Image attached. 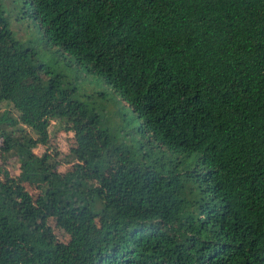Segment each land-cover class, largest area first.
<instances>
[{
    "label": "trees",
    "instance_id": "trees-1",
    "mask_svg": "<svg viewBox=\"0 0 264 264\" xmlns=\"http://www.w3.org/2000/svg\"><path fill=\"white\" fill-rule=\"evenodd\" d=\"M24 2L49 45L118 92L142 143L171 156L149 165L118 144L14 37L0 1V127L36 134L1 149L43 191L13 205L19 185L0 167V264L17 244L22 264H264V0ZM46 116L75 141L58 181L29 171Z\"/></svg>",
    "mask_w": 264,
    "mask_h": 264
},
{
    "label": "rangeland",
    "instance_id": "rangeland-1",
    "mask_svg": "<svg viewBox=\"0 0 264 264\" xmlns=\"http://www.w3.org/2000/svg\"><path fill=\"white\" fill-rule=\"evenodd\" d=\"M0 1L14 37L35 51L37 62L47 64L52 72L60 74L64 86L76 88L75 97L97 110L101 117V126L108 130L118 144L132 150L140 162H146L149 165L154 158L163 157L166 161L171 156L165 149H150L149 146L142 143L141 134L137 129L139 119L110 84L105 83L101 77L85 71L75 63L72 57L62 53L58 47L47 43L40 28V19L26 13L27 9L24 6H27L28 3L24 0ZM29 13L31 12L29 11ZM5 107L6 104L3 103L2 109L8 113L9 110H6ZM44 119L48 137L45 143L37 140L28 143V149L35 159V162L31 163L29 171L33 174L32 177L36 176L34 173L51 171L53 177L58 181L70 169L68 167H71L73 158L70 149L75 146V141L73 134L66 131L63 123L47 116ZM24 132L31 135H21ZM10 135L12 137L21 135L20 140H28L31 139V136L34 138L36 134H33V131L23 124H17L8 128L7 131L0 127V167L7 173V178L19 185V190L9 198L10 202L16 206L28 200L36 203L43 195L42 188H39L37 182H31L33 178L31 180L24 178L23 181H19L23 174L20 158L15 152L7 153L1 149V143ZM148 154H151L153 159ZM40 159H43V162H38ZM54 160L59 163L54 164ZM186 167L187 165H183L181 168ZM54 168L56 169L53 170ZM77 210L80 212L74 215L75 219L84 212L83 209ZM47 221L59 240L66 242L69 239V235L57 225L53 216H50ZM23 248L22 244L16 245L11 264H22L23 259L20 260V258L21 255L22 258L24 256Z\"/></svg>",
    "mask_w": 264,
    "mask_h": 264
}]
</instances>
